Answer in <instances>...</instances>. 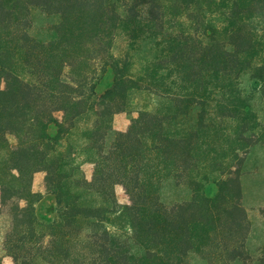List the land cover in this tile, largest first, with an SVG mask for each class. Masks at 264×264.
I'll return each mask as SVG.
<instances>
[{"label":"trees","instance_id":"16d2710c","mask_svg":"<svg viewBox=\"0 0 264 264\" xmlns=\"http://www.w3.org/2000/svg\"><path fill=\"white\" fill-rule=\"evenodd\" d=\"M37 10L58 16L47 40L34 32ZM120 33L161 46L145 72L129 74L128 57L114 53ZM108 66L114 80L99 95ZM246 70L264 83V0H0V195L13 264H190L194 254L264 264L247 245L242 177L264 123L239 90ZM133 89L166 106L140 110L108 143ZM212 110L237 124L229 154L211 144ZM38 171L56 203L51 217L36 207ZM169 179L190 197L163 201Z\"/></svg>","mask_w":264,"mask_h":264},{"label":"rangeland","instance_id":"374dc122","mask_svg":"<svg viewBox=\"0 0 264 264\" xmlns=\"http://www.w3.org/2000/svg\"><path fill=\"white\" fill-rule=\"evenodd\" d=\"M219 17L216 18V20ZM58 16L55 14L43 13L39 10L34 13V32L41 39L47 40L51 37L50 26L57 22ZM185 23H188L184 21ZM161 46L156 45L153 38H148L145 35H139L137 38H131L126 33H120L114 45V53L123 59L128 57L130 62L129 74H140L147 69L149 59L159 55ZM114 70L111 66L102 76L98 84L97 92L102 94L109 88L114 80ZM239 90L243 97H247L248 104L257 115L259 121L264 123V83L257 85L252 77L250 70L244 71L238 79ZM165 100L160 96L148 92L143 89H133L130 94L129 107L126 110L115 114L113 119V129L108 136V143H110L118 130H126L133 117L137 116L140 110L156 109L166 106ZM216 110H212L213 118L216 119L215 127L211 131V144L216 146V153L218 156L231 153V146L234 144V138L237 136V124L235 121L216 118ZM62 119V113L56 114ZM194 123L190 121L188 125ZM84 126L76 129L70 137L71 141L80 139V135ZM50 130L56 131V126L51 125ZM250 134V133H248ZM227 135L230 138L227 139ZM69 139V137H68ZM67 141V140H66ZM83 169L86 174L91 177L93 164L90 161H83ZM243 182V201L246 205L249 215L251 217V231L247 239V245L251 252L259 257L261 248L264 246V143L258 142L249 148L244 163ZM45 172L38 171L34 175L33 189L36 192L44 193L43 198L36 204L38 213L42 217H51L54 215L55 200L50 194H46L45 187ZM208 193H213L216 190V185L210 182L206 186ZM117 197L121 203L129 202V196L121 185L116 186ZM191 190L185 186L177 185L173 180H166L160 190V196L163 201L172 203L176 201H183L190 197ZM11 224V217L9 215V206H4L1 203L0 195V257L4 264H13V258L8 255L4 249V241L6 232ZM190 264H209V262L201 256L194 254L191 256Z\"/></svg>","mask_w":264,"mask_h":264}]
</instances>
